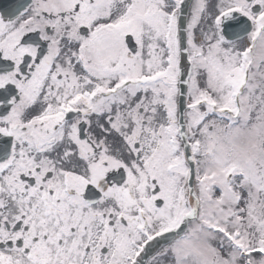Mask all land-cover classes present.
I'll use <instances>...</instances> for the list:
<instances>
[{"label": "snow or ice", "instance_id": "snow-or-ice-1", "mask_svg": "<svg viewBox=\"0 0 264 264\" xmlns=\"http://www.w3.org/2000/svg\"><path fill=\"white\" fill-rule=\"evenodd\" d=\"M0 264H264V0L0 6Z\"/></svg>", "mask_w": 264, "mask_h": 264}]
</instances>
